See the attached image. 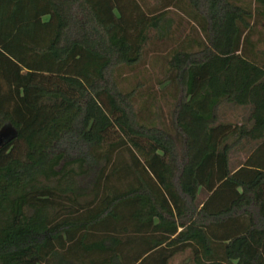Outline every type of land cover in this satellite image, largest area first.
Segmentation results:
<instances>
[{
	"label": "trees",
	"instance_id": "16d2710c",
	"mask_svg": "<svg viewBox=\"0 0 264 264\" xmlns=\"http://www.w3.org/2000/svg\"><path fill=\"white\" fill-rule=\"evenodd\" d=\"M160 1L0 0V264H264V0ZM170 7L157 123L118 76Z\"/></svg>",
	"mask_w": 264,
	"mask_h": 264
},
{
	"label": "rangeland",
	"instance_id": "374dc122",
	"mask_svg": "<svg viewBox=\"0 0 264 264\" xmlns=\"http://www.w3.org/2000/svg\"><path fill=\"white\" fill-rule=\"evenodd\" d=\"M145 7H154L160 4V0H141ZM168 18L171 26L169 32L160 37L156 31H152V39L147 46L144 59L133 68H123L118 76L120 84L125 91L136 87V103L142 105L147 94L155 95V106L152 107V116L157 123H169V107L172 100L167 97L163 84L159 80L163 78L166 67L165 57L169 50L187 35L196 30V24L183 12L176 8L168 9ZM197 31V30H196ZM254 39L258 41V48L264 51V31L259 24L254 34ZM165 88V87H164ZM143 96V97H142ZM153 100V99H152ZM249 107L231 104H222L219 107V114L223 121L241 122L247 115ZM146 114V112H144ZM149 114V113H147ZM171 264H187V252L175 256Z\"/></svg>",
	"mask_w": 264,
	"mask_h": 264
},
{
	"label": "water",
	"instance_id": "95a60500",
	"mask_svg": "<svg viewBox=\"0 0 264 264\" xmlns=\"http://www.w3.org/2000/svg\"><path fill=\"white\" fill-rule=\"evenodd\" d=\"M2 140V136H0V141Z\"/></svg>",
	"mask_w": 264,
	"mask_h": 264
}]
</instances>
